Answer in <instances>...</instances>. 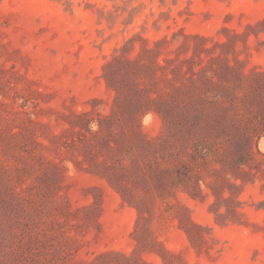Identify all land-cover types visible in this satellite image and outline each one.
<instances>
[{
  "label": "rangeland",
  "instance_id": "rangeland-1",
  "mask_svg": "<svg viewBox=\"0 0 264 264\" xmlns=\"http://www.w3.org/2000/svg\"><path fill=\"white\" fill-rule=\"evenodd\" d=\"M0 264H264V0H0Z\"/></svg>",
  "mask_w": 264,
  "mask_h": 264
}]
</instances>
